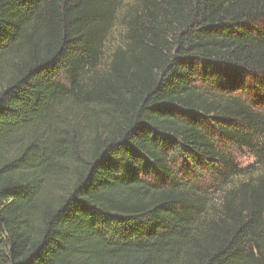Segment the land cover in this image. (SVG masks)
<instances>
[{
	"label": "trees",
	"instance_id": "16d2710c",
	"mask_svg": "<svg viewBox=\"0 0 264 264\" xmlns=\"http://www.w3.org/2000/svg\"><path fill=\"white\" fill-rule=\"evenodd\" d=\"M0 0V264H264V0Z\"/></svg>",
	"mask_w": 264,
	"mask_h": 264
},
{
	"label": "rangeland",
	"instance_id": "374dc122",
	"mask_svg": "<svg viewBox=\"0 0 264 264\" xmlns=\"http://www.w3.org/2000/svg\"><path fill=\"white\" fill-rule=\"evenodd\" d=\"M136 3L137 0H122L115 28L113 29V32L109 37V40L107 41L105 56L103 60L104 62L109 60L112 51L121 44L123 35L125 33V19L129 15V12L136 7ZM232 152L234 153V158L239 166L243 169L248 168L249 173L257 174L262 169H264L262 168L261 164L256 163V158L247 149L236 148L232 150Z\"/></svg>",
	"mask_w": 264,
	"mask_h": 264
}]
</instances>
